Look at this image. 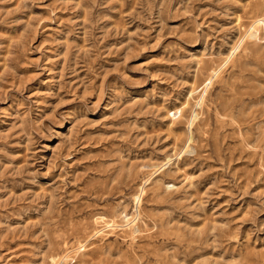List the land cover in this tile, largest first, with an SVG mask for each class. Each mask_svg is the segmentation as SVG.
<instances>
[{
  "label": "rangeland",
  "instance_id": "374dc122",
  "mask_svg": "<svg viewBox=\"0 0 264 264\" xmlns=\"http://www.w3.org/2000/svg\"><path fill=\"white\" fill-rule=\"evenodd\" d=\"M0 264H264V0H0Z\"/></svg>",
  "mask_w": 264,
  "mask_h": 264
}]
</instances>
